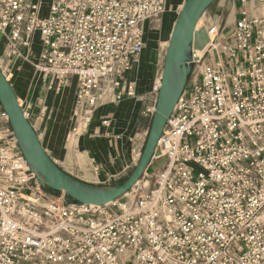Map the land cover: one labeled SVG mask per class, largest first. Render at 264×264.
<instances>
[{"label": "built area", "instance_id": "1", "mask_svg": "<svg viewBox=\"0 0 264 264\" xmlns=\"http://www.w3.org/2000/svg\"><path fill=\"white\" fill-rule=\"evenodd\" d=\"M43 6L0 0V67L11 81L29 64L49 90L75 79L78 137L97 107L138 96L124 75L169 0ZM206 28L210 42L202 55L193 51L189 83L152 159L162 167L109 204L66 201L39 185L0 107V264H264V19L244 9L226 37Z\"/></svg>", "mask_w": 264, "mask_h": 264}, {"label": "crops", "instance_id": "2", "mask_svg": "<svg viewBox=\"0 0 264 264\" xmlns=\"http://www.w3.org/2000/svg\"><path fill=\"white\" fill-rule=\"evenodd\" d=\"M184 1L169 0V7H182ZM244 9L249 17L264 19V0H246L245 3L216 0L207 10L204 22L217 25L220 36L226 37ZM4 53L5 43L0 36L3 66L6 64ZM164 56L161 50L155 53L147 47L124 75L125 80L136 84L138 96L97 107L72 148L68 136L74 124L75 79L62 91L49 90L32 66L26 64L21 72H14L11 83L20 102L30 111V121L50 157L70 175L88 183L105 185L127 178L136 162L135 148L143 149L152 121L147 109L155 106L154 87ZM107 118L111 121L104 125ZM81 120L80 116L79 123L83 125Z\"/></svg>", "mask_w": 264, "mask_h": 264}, {"label": "water", "instance_id": "3", "mask_svg": "<svg viewBox=\"0 0 264 264\" xmlns=\"http://www.w3.org/2000/svg\"><path fill=\"white\" fill-rule=\"evenodd\" d=\"M216 0H185L173 26L164 56L161 84L143 151L122 182L98 185L82 181L64 171L48 154L39 134L26 116L11 81L0 67V107L8 114L16 146L24 156L36 182L65 195L66 201L109 204L128 193L152 163L168 119L184 93L194 67L193 51L204 50L210 42L206 25L197 28Z\"/></svg>", "mask_w": 264, "mask_h": 264}, {"label": "rangeland", "instance_id": "4", "mask_svg": "<svg viewBox=\"0 0 264 264\" xmlns=\"http://www.w3.org/2000/svg\"><path fill=\"white\" fill-rule=\"evenodd\" d=\"M42 2L44 5L43 11H45L46 7L48 5V2L44 1V0ZM178 8L181 10L182 7H177L176 5L169 7V10L164 15H162L159 18V20H157L154 23V26H153L154 28L150 29L149 32L147 33L148 47H150V49L152 51H154L155 53L158 50H161L162 54L165 55L173 26L175 24V21L178 17L179 12H180V10H177ZM204 25H208V24L204 22V17H203L201 23L199 24L198 29ZM34 48H35L34 52H37L40 49L39 35L36 36V42L34 44ZM197 52L199 55H202L204 50H197ZM0 63L3 64L2 57H0ZM34 73L36 75H38L37 72L34 71ZM82 130L83 129L80 128L78 130V133L80 134L82 132ZM68 138H69V142H70V148H72L76 144V138H77V137L73 136L72 130L70 131ZM143 148H144V146H143ZM142 151H143V149H140V152L138 153V156L136 157L135 160H137V161L139 160V157H140ZM137 161L135 162V165H136ZM163 162H164L163 159L154 160L152 167L147 172L148 175L153 174L157 169L161 168L163 165ZM148 178L149 177L146 176V179H148ZM115 182L117 183L119 181L117 180ZM113 183L114 182H112L110 184H113Z\"/></svg>", "mask_w": 264, "mask_h": 264}, {"label": "trees", "instance_id": "5", "mask_svg": "<svg viewBox=\"0 0 264 264\" xmlns=\"http://www.w3.org/2000/svg\"><path fill=\"white\" fill-rule=\"evenodd\" d=\"M125 179H126V178H125ZM125 179H123V180H121V181H119V182H122V181H124ZM44 189L47 190V191H50V192H54L53 190H51V189H49V188H47V187H44Z\"/></svg>", "mask_w": 264, "mask_h": 264}, {"label": "bare ground", "instance_id": "6", "mask_svg": "<svg viewBox=\"0 0 264 264\" xmlns=\"http://www.w3.org/2000/svg\"><path fill=\"white\" fill-rule=\"evenodd\" d=\"M203 18V17H202ZM202 18L200 19V21L198 22V25L201 23V21H202ZM198 25H197V27H198ZM205 50V49H204ZM197 51V50H196Z\"/></svg>", "mask_w": 264, "mask_h": 264}]
</instances>
